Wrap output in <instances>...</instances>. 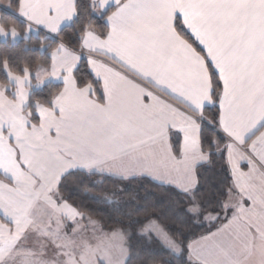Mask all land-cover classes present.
Returning a JSON list of instances; mask_svg holds the SVG:
<instances>
[{
    "label": "snow or ice",
    "instance_id": "1",
    "mask_svg": "<svg viewBox=\"0 0 264 264\" xmlns=\"http://www.w3.org/2000/svg\"><path fill=\"white\" fill-rule=\"evenodd\" d=\"M33 25L41 49L55 45L50 63L0 58V264H121L106 250L99 257L100 244L79 226L82 213L60 196L77 173L158 185L178 174L183 225L227 221L201 237L214 242L196 253V264H264V0L0 6L4 43L27 47ZM62 25L78 48L58 42ZM81 61L88 79L76 75ZM51 79L60 82L55 93L33 101ZM217 156H226L231 182L209 192L200 170ZM118 223L111 236L119 255L136 239L177 256L187 247L191 261L183 231L154 213Z\"/></svg>",
    "mask_w": 264,
    "mask_h": 264
},
{
    "label": "trees",
    "instance_id": "2",
    "mask_svg": "<svg viewBox=\"0 0 264 264\" xmlns=\"http://www.w3.org/2000/svg\"><path fill=\"white\" fill-rule=\"evenodd\" d=\"M9 0H0L1 5H6ZM15 21L18 28L26 27V23L17 15L9 17ZM103 22H101L102 24ZM64 35L58 42H64L72 47L78 48L75 44H70L68 37L72 36L73 29L64 26ZM43 33L42 31H40ZM55 45L46 50L40 48V38L34 30L28 46L20 41L13 45L7 44L0 40V58L8 56L13 63L26 61L33 65L50 63V53L54 50ZM79 71L76 72L78 77L88 79L90 69L81 61L78 65ZM13 71L15 69L13 68ZM4 71L0 70V82L4 80ZM60 82L45 83L48 86H42L41 89H34L32 94L33 101L43 99L50 93L57 90L55 85ZM99 96V93L97 94ZM212 111H216L213 107ZM226 159V158H225ZM225 159L217 156L214 163L206 168L201 169V180L205 184L206 190L211 192L223 187L225 183L231 182V176L227 169ZM123 190V191H122ZM117 193L118 195H113ZM60 195L65 200L84 215L85 220H93L105 231L113 232L120 228L119 221L127 223V217L143 219L145 215L155 214L167 224L170 228L180 229L187 237L185 244H190L194 239L208 235L220 226L226 220L221 221H203L198 224L183 225L184 219L182 209L184 199L179 190L168 185L150 183L147 181L121 182L116 178H105L101 175L86 176L75 174L68 176L60 189ZM99 198V199H95ZM105 198L117 201L118 203H104ZM139 208V210H138ZM2 222V221H0ZM128 245V257L124 264H194L189 260V250L187 247L177 255L163 251L156 243L133 239Z\"/></svg>",
    "mask_w": 264,
    "mask_h": 264
},
{
    "label": "rangeland",
    "instance_id": "3",
    "mask_svg": "<svg viewBox=\"0 0 264 264\" xmlns=\"http://www.w3.org/2000/svg\"><path fill=\"white\" fill-rule=\"evenodd\" d=\"M63 200L66 201L65 198H63ZM83 217H84V215H83ZM90 221L95 222V223L94 224L90 223ZM83 222H84V224H83ZM53 226H55V225H53ZM79 226L84 230L83 236L86 237L87 239H89L91 241V243L93 244V246H95L96 244H100L101 252L98 253V255L101 259H103V251L106 250L110 255L113 256L114 259H119L121 264L125 263V261L128 257L127 246L125 244L124 254L122 256L119 255L117 245L120 243V241L118 238H113L111 236L112 232L103 230L98 225V223L96 221L85 220L84 218L82 220H79Z\"/></svg>",
    "mask_w": 264,
    "mask_h": 264
},
{
    "label": "crops",
    "instance_id": "4",
    "mask_svg": "<svg viewBox=\"0 0 264 264\" xmlns=\"http://www.w3.org/2000/svg\"><path fill=\"white\" fill-rule=\"evenodd\" d=\"M18 18H21V19H25L24 17H21L19 15H17ZM26 20V19H25ZM27 24V23H26ZM66 25H62V27H64ZM40 28L44 29L43 26H40ZM33 29L35 30L36 29V26L33 25ZM46 30V29H44ZM47 31V30H46ZM70 46V45H69ZM72 47V46H70ZM72 48H75V47H72ZM59 82V81H56L55 79H51V80H46L45 83H48V82ZM36 81L33 80V84L35 85ZM150 87V86H149ZM158 95H161L162 96V99L166 100L168 103L170 104H173L174 106L178 107V108H181V110H183V106L182 105H179L175 100L171 99L170 97H167V96H163L162 94H159L157 93ZM11 98V97H10ZM264 131V130H262ZM257 135H259V132L257 133ZM253 139H255V137H253ZM249 143H251V141H249ZM226 158V156H225ZM241 167H242V170L247 172L249 170V167H248V164L247 162H242L241 163ZM264 170V169H262ZM230 173V171H229ZM175 175V181L172 183V184H169L168 182H165L163 183V185H168V186H172L176 189H178L176 187V185L179 183V180H180V176L178 174H174ZM231 176V175H230ZM223 223H227V221H224ZM84 224V222H83ZM216 230L212 233H215ZM209 235V234H208ZM208 235H204V236H208ZM202 237V236H201ZM201 237L199 238H196L194 239L190 244H192V258H191V261L192 263L196 264V253L199 252L200 250L204 249L206 246H209L211 245L214 241L213 240H207V241H204V240H201ZM223 238L222 235H218L217 237H215V240H221Z\"/></svg>",
    "mask_w": 264,
    "mask_h": 264
},
{
    "label": "built area",
    "instance_id": "5",
    "mask_svg": "<svg viewBox=\"0 0 264 264\" xmlns=\"http://www.w3.org/2000/svg\"><path fill=\"white\" fill-rule=\"evenodd\" d=\"M0 6H2V5L0 4ZM21 20L24 21L25 23H27V21L25 19H21ZM40 31L45 32L46 30L40 28ZM52 35H54V34H52Z\"/></svg>",
    "mask_w": 264,
    "mask_h": 264
}]
</instances>
